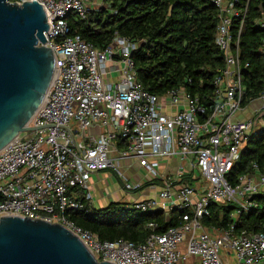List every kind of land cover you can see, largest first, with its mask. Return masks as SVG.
<instances>
[{"label": "built area", "instance_id": "obj_1", "mask_svg": "<svg viewBox=\"0 0 264 264\" xmlns=\"http://www.w3.org/2000/svg\"><path fill=\"white\" fill-rule=\"evenodd\" d=\"M36 1L47 16L44 47L54 55V77L28 123L35 130L19 133L0 150V217L45 220L68 228L92 256L111 264H264V228L233 233V227H206L213 205H231L233 217L255 208L252 198L264 192V162L235 183L229 173L248 137L264 130V84L260 96L242 108V64L230 35L237 0H214L219 23L215 44L224 68L213 80L214 107L205 114L197 97L179 87L163 96L149 93L136 77L134 44L120 36L104 50L70 35L68 14L85 19L92 0ZM264 29V20L259 22ZM41 46V44H39ZM264 59V38L260 48ZM107 65H110L107 67ZM111 69V71H110ZM117 73L110 82L109 73ZM256 104L252 108L250 104ZM251 109L247 118L239 119ZM245 111V112H244ZM178 159L170 172L163 164ZM135 164L147 182L160 181L157 198L134 201L141 213L162 212L176 225L164 232L150 222L141 243L100 241L62 216L68 210H91V175L111 172L124 194L138 193L126 169ZM232 258V262L228 261Z\"/></svg>", "mask_w": 264, "mask_h": 264}, {"label": "trees", "instance_id": "obj_2", "mask_svg": "<svg viewBox=\"0 0 264 264\" xmlns=\"http://www.w3.org/2000/svg\"><path fill=\"white\" fill-rule=\"evenodd\" d=\"M11 1V0H10ZM214 0H103L107 7L89 12L85 19L74 14L66 17L70 35H78L96 49L104 50L120 36L134 44L131 52L136 77L149 93L163 96L172 89L184 88L197 97L205 114L214 107L213 80L224 68V56L215 44L218 11ZM230 35L237 43L240 60L248 67L242 70L245 108L263 92L264 59L260 48L264 29V0H237ZM264 162V130L248 137L238 160L229 173L228 181L235 183L243 174L251 172L252 163ZM255 208L233 217L231 205H213L204 220L208 228L233 233H258L264 228V192L252 198ZM63 218L75 226L95 234L100 241L124 239L141 243L150 233L146 225L158 223L162 233L176 225L173 213L166 222L162 212L141 213L126 203H110L103 209L68 210Z\"/></svg>", "mask_w": 264, "mask_h": 264}, {"label": "water", "instance_id": "obj_3", "mask_svg": "<svg viewBox=\"0 0 264 264\" xmlns=\"http://www.w3.org/2000/svg\"><path fill=\"white\" fill-rule=\"evenodd\" d=\"M44 8L0 0V150L27 125L54 77L53 52L44 47ZM41 44V46H39ZM0 264H111L98 262L68 228L45 220L0 217Z\"/></svg>", "mask_w": 264, "mask_h": 264}, {"label": "crops", "instance_id": "obj_4", "mask_svg": "<svg viewBox=\"0 0 264 264\" xmlns=\"http://www.w3.org/2000/svg\"><path fill=\"white\" fill-rule=\"evenodd\" d=\"M110 65H107L109 67ZM111 71V69H110ZM115 73V72H114ZM113 72H110V82L115 81L117 73L114 74ZM113 76L114 78H112ZM257 106V105H256ZM256 106H252V108H256ZM250 112H245L244 114H240L239 119H244L249 117ZM181 164V162L178 159H171L167 161L166 163L163 164L164 168H167L168 171L174 172L176 168ZM134 170H141L138 168L137 165L132 164L128 169H126V174L129 178L132 177ZM144 173V172H143ZM129 178V179H130ZM118 179L114 176L113 173L111 172H98L94 173L91 175L90 179V202L89 204L94 208V209H103L107 207L110 203H126V204H131L134 201H140L144 200L147 198H157V194L160 189V181H156L151 184V182H147V179H144V189L139 191L138 193L135 194H124L123 191L121 190V185ZM140 180V179H138ZM138 180L134 181L137 182ZM164 215V214H163ZM165 217V215H164ZM166 219V217H165Z\"/></svg>", "mask_w": 264, "mask_h": 264}, {"label": "rangeland", "instance_id": "obj_5", "mask_svg": "<svg viewBox=\"0 0 264 264\" xmlns=\"http://www.w3.org/2000/svg\"><path fill=\"white\" fill-rule=\"evenodd\" d=\"M100 7H107L104 3H103V0H92V5H91V8H92V10L93 9H97V8H100ZM114 73V72H113ZM115 74V73H114ZM112 78H114L113 76H111ZM250 106H256V104H253V103H251L250 104ZM248 111H251V109H248L247 110V112ZM245 112V111H244ZM133 173V175H132V177L130 178V176H129V178H130V180H131V182H134V181H136V180H138V179H141L143 182H144V179H146L145 177H144V173L142 172V171H140V170H134V172H132ZM127 175V174H126ZM116 180V179H115ZM117 181V180H116ZM118 182V181H117ZM144 189V188H143ZM142 189V190H143ZM140 192H141V190H140ZM54 223V222H53ZM229 263H231L232 262V258H230V260L228 261Z\"/></svg>", "mask_w": 264, "mask_h": 264}]
</instances>
